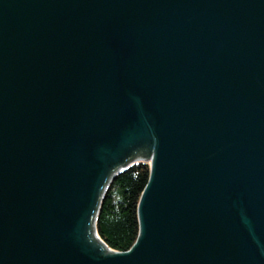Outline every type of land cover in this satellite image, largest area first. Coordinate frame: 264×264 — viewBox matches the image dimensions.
Instances as JSON below:
<instances>
[{
  "label": "water",
  "instance_id": "95a60500",
  "mask_svg": "<svg viewBox=\"0 0 264 264\" xmlns=\"http://www.w3.org/2000/svg\"><path fill=\"white\" fill-rule=\"evenodd\" d=\"M149 147L109 250L99 193ZM0 264H264V0H0Z\"/></svg>",
  "mask_w": 264,
  "mask_h": 264
},
{
  "label": "trees",
  "instance_id": "16d2710c",
  "mask_svg": "<svg viewBox=\"0 0 264 264\" xmlns=\"http://www.w3.org/2000/svg\"><path fill=\"white\" fill-rule=\"evenodd\" d=\"M149 165L137 161L115 175L96 214L98 237L115 251L128 250L138 234L137 204L148 180Z\"/></svg>",
  "mask_w": 264,
  "mask_h": 264
},
{
  "label": "rangeland",
  "instance_id": "374dc122",
  "mask_svg": "<svg viewBox=\"0 0 264 264\" xmlns=\"http://www.w3.org/2000/svg\"><path fill=\"white\" fill-rule=\"evenodd\" d=\"M151 149H152V147H149L148 152H149ZM148 152H147V154H146L145 156H143V157L132 158L131 160L128 161L129 164H128L127 166H129L130 164H132V163H134V162H137V161L139 162V161L144 160V161H146V162L148 163V165H149V169H150V157L148 156V155H149ZM127 166H125L124 168H122L121 170H119L117 173H119L120 171L124 170ZM117 173H116V174H117ZM116 174H115V175H116ZM115 175H114V176H115ZM113 179H114V177H113ZM113 179H111L110 182L108 183V185L105 186V189H104V192H103L102 198H101V200H100V204H101V201H102V199H103L104 194L106 193L107 188L109 187V185H110V183H111V181H112ZM100 204H99V206H100ZM99 206H98V209H99ZM98 209L96 210V214H97ZM96 214H95V217H96ZM94 226H95V225H94ZM97 237H98V235H97ZM108 249H109V250H112V249H110V248H108ZM112 251H115V250H112Z\"/></svg>",
  "mask_w": 264,
  "mask_h": 264
},
{
  "label": "bare ground",
  "instance_id": "6f19581e",
  "mask_svg": "<svg viewBox=\"0 0 264 264\" xmlns=\"http://www.w3.org/2000/svg\"><path fill=\"white\" fill-rule=\"evenodd\" d=\"M152 149L148 152L149 153V157H151L152 156ZM144 161V160H143ZM109 178H110V175L106 178V180H105V182H104V184H103V186H102V189H101V191H100V193H99V196H98V200H97V203H96V206H95V209H94V211H93V214H92V224H94L95 225V219H96V217L94 216V214H95V211L98 209H96V207H97V204H98V202H99V200H100V195L102 194V191H103V189L105 188V185H106V183L108 182V180H109ZM114 178H115V176H114ZM94 217H95V219H94ZM94 233L97 235V233H96V229H95V231H94ZM96 237V236H95ZM97 238V240L103 245V246H105L106 248H108V246L99 238V237H96ZM129 250V249H128ZM127 251V250H126Z\"/></svg>",
  "mask_w": 264,
  "mask_h": 264
}]
</instances>
